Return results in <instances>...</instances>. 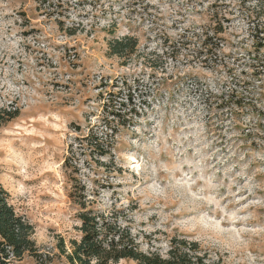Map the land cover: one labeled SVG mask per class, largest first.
<instances>
[{"label":"rangeland","instance_id":"rangeland-1","mask_svg":"<svg viewBox=\"0 0 264 264\" xmlns=\"http://www.w3.org/2000/svg\"><path fill=\"white\" fill-rule=\"evenodd\" d=\"M125 35L136 52L110 55ZM6 107L0 185L43 263L79 237L76 177L143 251L178 237L209 264H264V0H0ZM89 128L107 157L77 146Z\"/></svg>","mask_w":264,"mask_h":264},{"label":"trees","instance_id":"trees-1","mask_svg":"<svg viewBox=\"0 0 264 264\" xmlns=\"http://www.w3.org/2000/svg\"><path fill=\"white\" fill-rule=\"evenodd\" d=\"M136 50L137 40L130 35L108 42V53L122 59L129 58ZM18 115L17 108H0V125ZM107 137V133L100 135L89 128L86 135L75 140L78 147L88 150L90 157L98 160L107 157L112 147ZM69 160L70 157L64 160L65 167H71ZM70 182L69 198L77 206L76 219L80 224L77 226L78 239H70L68 246L63 238L57 241L58 255L64 258V264H118L121 260H132L136 264H209L206 263V255L200 253L198 242L185 238H171L164 256L155 251L141 250L137 236L125 223L124 211L95 209V198L85 184L76 177H71ZM32 234L33 226L15 212L9 203L8 192L0 185V264H14L25 254L32 256L38 264H45L31 239Z\"/></svg>","mask_w":264,"mask_h":264}]
</instances>
